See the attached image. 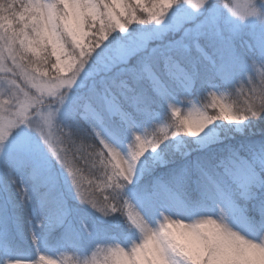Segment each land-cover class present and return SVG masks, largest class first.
I'll list each match as a JSON object with an SVG mask.
<instances>
[{
	"label": "rangeland",
	"instance_id": "374dc122",
	"mask_svg": "<svg viewBox=\"0 0 264 264\" xmlns=\"http://www.w3.org/2000/svg\"><path fill=\"white\" fill-rule=\"evenodd\" d=\"M100 1L25 0L38 17L49 74L27 68L10 40L0 39V264H69L73 253L66 243L56 248L42 240L44 246L41 241L30 246L23 237L15 250L6 241L13 196L9 185L14 188L16 182L22 189L32 208L29 230L39 239L38 226L50 223L35 193L62 195L60 180L68 186L75 181L65 156L69 129L78 120L127 185L177 156L183 161L180 172H190L198 200L179 196L158 176L147 178L143 192L130 191L123 202L133 231L106 234L110 237L89 251L84 248L97 236L95 222L113 221L91 214L89 224L78 219L73 263L264 264V147L242 154L240 142L230 143L228 134H244L250 126L226 86L264 79V0H159L165 11L144 25L143 13L125 0H102L109 4L108 13ZM130 1L148 8L146 0ZM61 13L63 29L56 20ZM131 57L144 81H134L139 75L127 65ZM128 72L133 85L149 87L171 122L139 120L123 106L121 97L134 91ZM197 78L200 93H195ZM155 129L171 141V157L154 142ZM191 148L220 157L207 168L190 156ZM131 214L147 216L153 230Z\"/></svg>",
	"mask_w": 264,
	"mask_h": 264
},
{
	"label": "trees",
	"instance_id": "16d2710c",
	"mask_svg": "<svg viewBox=\"0 0 264 264\" xmlns=\"http://www.w3.org/2000/svg\"><path fill=\"white\" fill-rule=\"evenodd\" d=\"M125 1L133 10L143 13L144 17L140 18L141 25L146 24L148 20L165 11L159 0H146V5H148L147 10L133 4L130 0ZM53 3H55V1H53ZM100 4L102 9L108 13L109 10L106 8L109 4L105 6L102 0ZM58 16L59 18L56 20H61V28L63 29V19L65 16L62 13L57 15V17ZM4 35L10 40L14 54L24 62L27 68L29 67L33 69V71L35 70L41 74H49L48 66L50 65L46 63L47 58L43 52L38 17L35 11L30 9L25 0H20V4L14 0H0V39L4 38ZM260 37H262V35H260ZM43 41L44 38L42 42ZM155 56L156 55L148 54V58L150 59H153ZM189 56L192 60H196V58L200 60L198 56ZM127 65L131 66L135 73L138 70L136 69L137 67L135 66L133 57L129 58ZM154 66L157 72L158 70H162L158 68V66ZM127 74L129 76L128 80L131 83V78H134V76H132L130 72ZM136 75L139 74L136 73ZM140 77L139 75L134 81H144V79ZM238 82L240 81H235L234 86L228 82L226 86L231 89L233 93L232 96H234L235 102L241 106L242 112L248 116L250 128L248 129L249 131H245L244 134L235 135L234 132H231L228 134V138L230 139V143L232 141L234 145H238V142H240L241 145L238 151L242 154H246L251 147H264V79H260L256 82ZM141 84L143 85H138L137 82H134V85L131 83L133 86L132 90L134 91L132 94L130 93V96L125 95L121 97L120 101L123 103V106L127 108L136 119L140 120L145 118L146 121L152 122L153 124H155L158 119L171 122L170 118L167 117V113L164 114L162 110H160L161 105L154 94L149 92V87L144 84V82ZM240 84L243 86L241 90L238 91ZM201 86L197 78L194 86L195 93L201 92ZM134 101H136L137 104H135ZM96 104L98 105L99 102ZM83 123L84 122L81 120L74 122L69 129L68 141L66 139L69 144V147L66 148V165L73 173L72 177L75 179V181L72 182V186H68L67 182L61 179L59 184L62 195L59 194V191L46 192V190L40 195L35 193L37 197L39 196L41 198V211L43 214L49 216L48 221L50 223L47 228H43L42 224L38 226L39 232H41L39 239L36 240L29 230L28 221L33 219L32 211H30L32 208L22 197V190L18 187L16 182L14 188L9 185V190L12 191L13 196L11 197L10 195L11 201L9 204L11 210L9 211V235L6 241L14 244L15 250L19 248L16 244H23L20 240L23 237L30 246H34L36 242L40 241L44 246L45 244L43 242L46 240L47 242L50 241V244L51 242L54 243L56 248H58L60 244L66 243L69 248L67 252L73 253L68 259V262L69 264H75L73 263L75 247L73 246L77 244L75 235L77 232H80V230L77 229L76 231L74 228H77V226L80 228L81 224L78 222V219L80 218L83 222L88 223V218L91 214L93 216L104 215L111 218L108 220L113 221L112 223L114 225L94 221V229L97 232V236L85 246L84 249L89 251L92 250L95 245H100L101 242L107 240L110 237L108 235H116V233L120 235L121 232L133 231L125 217L123 202L130 191L134 194L142 193L144 182L151 176L160 177L166 186H169L171 190H175L182 196L188 194L190 201L192 200V202H195L198 200L197 191L190 182V172H187L188 169L185 173L180 172V165H182L183 161L179 160L177 156L171 157L173 148L171 141H169L167 136L162 135L160 131H158L159 129L153 130L154 142H156L158 148L161 149V152H164L166 156H170L173 161L169 162L166 166L154 167L151 173L145 170L144 174L147 176L142 181L134 185H127V182L121 177L109 156L106 155L107 152L105 149L100 145L89 127ZM178 127L179 124H176L175 128ZM223 128H226V125L223 124ZM179 130L185 139V132L181 129ZM222 155H224V152ZM190 156L198 158L207 168L211 167L215 159L220 157L219 155L206 156L202 151H196L194 148H191ZM78 192L81 193V197L76 194L73 195V193ZM62 199H65V205L68 206L65 210V216H63L65 206ZM240 201L242 203L244 202L242 199ZM38 212L40 213L39 210ZM68 223L69 227L67 226ZM57 237H60V241L56 239ZM67 237H70L69 241H66ZM62 238L64 239L61 241ZM42 240L44 241L42 242ZM0 261H2L1 252ZM107 264H114V262L108 261ZM201 264L206 263L202 262Z\"/></svg>",
	"mask_w": 264,
	"mask_h": 264
},
{
	"label": "bare ground",
	"instance_id": "6f19581e",
	"mask_svg": "<svg viewBox=\"0 0 264 264\" xmlns=\"http://www.w3.org/2000/svg\"><path fill=\"white\" fill-rule=\"evenodd\" d=\"M130 213H133L132 210H130ZM136 223L140 224L141 226L143 227H149V230L152 231L153 228H152V224L149 222V219L147 218V216H139V215H132L130 216ZM134 222V223H135ZM177 226V225H175ZM153 233V232H152ZM155 235H157L156 233H153ZM158 236V235H157ZM159 238V237H158ZM161 239V238H159ZM252 248V246H251Z\"/></svg>",
	"mask_w": 264,
	"mask_h": 264
}]
</instances>
